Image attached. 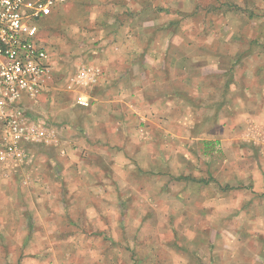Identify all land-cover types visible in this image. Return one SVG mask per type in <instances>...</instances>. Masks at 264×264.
<instances>
[{
	"label": "rangeland",
	"instance_id": "obj_1",
	"mask_svg": "<svg viewBox=\"0 0 264 264\" xmlns=\"http://www.w3.org/2000/svg\"><path fill=\"white\" fill-rule=\"evenodd\" d=\"M39 24L42 30L38 39H42L48 49L53 70L47 89L36 101L39 105L32 102L26 108L31 117L42 120L47 126L66 125L60 130L72 143L69 158L76 163L84 161L83 165L86 164L88 169L85 173L81 171L82 174L70 171L66 174L65 179L69 184L63 191L70 198L65 199L67 202L63 201L61 209L58 208L59 205L57 208L70 213L73 209L80 212L83 203V210L88 205L90 209L92 206L100 207L107 217L111 213L110 222L114 221L113 212L119 210L121 221L115 233L107 228L104 233H81L70 226L75 218H66L59 223L63 231L51 235V240H48V235L46 241V236L35 235L33 232L20 235L25 246L21 251L15 250V256L12 248L5 249L4 235L0 233V264L3 260L7 262L16 258L17 254V264H37L35 254L39 253V246L35 245H52L57 264H162L172 256L163 248L165 245H161V242L166 241L164 235L159 233L153 237L146 230L144 221L140 224L135 221L140 213L145 215V205L151 204L150 207H153L152 203L144 202V184L141 185L143 197L138 194L136 184H129L138 177L149 176L138 168L139 162L130 155V151L135 149L146 155L149 152L147 145H164L168 150L169 160L184 165L193 173V161L188 158L190 155L187 153L190 150L202 163L205 175V165L221 161L223 153L220 150L209 154V150L206 153L202 150L213 143L218 144H215L216 147L219 146L215 137L218 135L222 139L226 138L225 126L228 125L232 128L228 137L231 140L227 139L224 145L234 150L231 157L235 160L231 164L242 161L262 162L260 154L250 149L249 155L241 151V143L237 140L240 129L237 127L242 129V124L239 123L242 117L237 113L239 108L236 107L243 105V99L252 90L253 84H259L257 88L260 90L254 91L255 95L258 94V100L259 94L264 93V0H67L51 17ZM127 34L142 38L138 43H133L134 51L147 49L151 41L154 53L156 49H164L166 56L162 64L170 67L169 80L173 82L171 87H177L176 84L181 82L176 79H183L181 83L187 82L190 87H193L192 83L205 85L198 90L188 88L187 105L177 102L179 96L175 97L171 92L169 99L172 104L157 107V111L151 112L152 114L141 98L137 100V107L128 104L97 105L98 98H114L118 90L129 86L128 78H134L133 70L128 68L130 57L125 53L126 48L124 49L123 39ZM161 35L165 40H160ZM145 60L150 62L148 66L156 64L148 57L141 59V62L146 64ZM137 66L139 70L141 67L139 64ZM248 67H251V74ZM100 68L105 72L103 71L100 82H97ZM123 68L126 70H121ZM159 77L160 80L165 78L164 75ZM137 78L142 84L148 82L150 75L147 73L144 80L141 75ZM184 78L188 80L184 81ZM230 83L236 86L230 92L234 100L233 106L228 107ZM81 94L87 98L86 94L91 96L94 100L92 106L82 109L76 105V97ZM200 96L202 97L198 100L195 98ZM260 102L264 103V96ZM210 109L217 115V120L213 116H201L209 113ZM169 113L170 120L161 123L162 116ZM136 117L139 118L138 121L135 120ZM154 131L159 134H153ZM87 146H105L111 153L101 149V154L97 150H92L93 154H89ZM198 149H201V154L197 152ZM183 150L184 154L178 162L177 156ZM120 152L127 153V167H131L126 172L128 175L121 172V186H114L112 180L107 185L100 186V174L108 180L111 178L113 158ZM171 166L174 169V164ZM130 172L133 173L132 178ZM172 173L179 176L181 172L172 170ZM221 175L219 173L216 177L220 178ZM260 175L263 176L262 173ZM87 179L90 181V194L105 191L99 201L95 199V202L88 203L82 199L83 202L77 203L79 205L76 207L71 199L81 194L83 187L80 184ZM55 188L59 189H53ZM122 188L123 191L120 190ZM160 188V183L151 186V190L156 192L153 199L161 195L157 193ZM214 189L220 196L216 186ZM128 192L131 195L126 196L127 200H117ZM230 197L234 205L241 207L244 198L239 195ZM167 200L171 199L168 197ZM162 201L161 197L154 200L153 208L158 213L155 221L159 231L164 226V219L160 217ZM24 204L32 205L29 202ZM14 209L13 202L0 192V213H9L7 217L10 231L17 226L15 220L11 222ZM97 225L98 223L93 224L95 227ZM6 236L15 237L9 233ZM238 237L236 240L241 242L242 236ZM35 241L41 243L36 244ZM80 245H85L86 249H80ZM175 247V250H171L177 254L174 257L180 256L182 251L178 249L179 245ZM88 249H91V254L87 253ZM84 251L87 252L84 254ZM193 260L191 263L196 262ZM218 260L217 264H225L223 258L219 257ZM169 262L175 264L174 260H168L165 264Z\"/></svg>",
	"mask_w": 264,
	"mask_h": 264
},
{
	"label": "crops",
	"instance_id": "obj_2",
	"mask_svg": "<svg viewBox=\"0 0 264 264\" xmlns=\"http://www.w3.org/2000/svg\"><path fill=\"white\" fill-rule=\"evenodd\" d=\"M148 38L147 42L149 41ZM155 38H153L154 41ZM164 38L162 35L160 36V40H165ZM141 40L140 36L135 37L132 34L124 36L125 53L130 57L128 58L130 60L128 68L130 67L133 70L134 78L129 77V86L118 90L114 98H108V100L106 98H98L97 105L116 106L118 104H128L132 107L133 105L137 107L139 105L137 100L141 98L145 107H147L146 109L150 111L149 113H155L157 107L163 108V106L172 104V100L169 99L171 92L174 93L173 96H179L177 102L187 105L186 98L188 97L186 95L189 94L187 93L188 88L198 90L199 87L205 84L192 83L193 87H190L187 82L181 83L183 79H176V81L181 82L176 84L177 87L175 85L171 87V83L173 82L169 80L171 74L170 67L162 64V60L166 56L164 49H156L154 53V47L150 45L152 44L151 41L147 45V49L134 51L133 43H138ZM157 40L160 41L159 39ZM147 57L154 60L156 64L153 63L152 66H148L150 62L147 63L146 60V64L141 62V59ZM156 57L157 61L155 60ZM137 64L141 67L139 70ZM121 70H126V68ZM248 70L249 74H251V67H248ZM103 71L100 68L97 82L103 77L102 75L105 72ZM147 73L150 75V79L147 80L148 82L139 83L138 75H141L142 80H144ZM162 75L165 78L160 80L159 76ZM185 79L184 81L188 80ZM229 86L230 90L227 94L229 95L228 99L230 98L228 107L233 106L234 100L230 92L236 85L230 83ZM258 86V83L256 85L253 84L252 90L243 99V105L236 107L239 108L237 113L242 117V120L239 121L242 124V129L237 127L240 129L238 130L240 132L237 140L241 143V151L243 150L249 155L250 149L260 154L262 162L250 163L249 161H242L234 165L231 164L235 160L231 157L234 150L224 145V143H227L230 135L229 131L232 129L228 125L225 126L226 138L222 139L218 135L215 137V140L220 143L219 146L216 147L218 144L213 143L206 145L203 148L204 150H202L203 153L209 150V154L217 153L220 150L223 153L221 161L210 162L209 166L205 165V175L202 172V163L190 150L187 153L190 155L188 158L193 161V173H190L189 169L185 168L184 165H178L169 160V153L164 145L160 147H156L157 145L153 144L147 145L149 152H146V155L136 151L134 147V151H130V155L134 156L135 160L139 162L138 168L143 174L150 177H138V180L135 179L134 182L129 184H136L140 197H143L141 185L144 184V195L146 196L144 202L152 203L153 208L155 206L154 200H159L160 197L163 200L161 202L162 215L160 217L164 219V226L160 231L158 223L155 221L158 213L150 207L151 204L145 205V215L140 213L135 220L136 222L139 221V224L144 221L146 230L153 237L159 233L164 235L166 241L161 242V245H165L163 248L172 256L170 259L162 262V264H165L168 260H174L175 264H217L219 257L223 258L225 264H264V103L260 102L264 93L259 94L258 100V94L255 95L254 93L255 90H260L257 88ZM86 95L92 106L94 100L88 94ZM201 97L195 98L198 100ZM36 105L38 106L39 104L37 103ZM77 106L82 108L79 105ZM209 111V113H203L201 116H213L217 120L218 117L214 114L215 112L213 113L211 109ZM170 114H164L161 123L169 121ZM33 119L43 124V127H47L49 129L48 132L53 135V138H50L48 143L27 144L25 148L27 159L21 165L0 163V192L5 195L7 200L13 202L15 209L14 213H11V222L15 220L17 223L14 230H8L10 221L7 216H9V213L6 215L5 213H0V226H2L0 227V233L4 235L3 245L5 249L12 248V254L15 256L14 251H21L24 249L23 246H25V243L22 242L23 237H20V235H25L29 232H33L35 235L46 236L44 238L46 241L51 240V235L58 233V231H63L60 229L59 223L63 222L66 218H75L71 221L70 226L81 233H104L105 228L115 233L121 221V211L119 210L113 212L114 221L110 222L111 213H108L109 216L107 217L106 212L100 210V207L92 206L93 208L91 209L93 211H91L90 205H88L83 210V203L81 204L82 210L80 212L73 209L70 213H67L63 209H58L63 207V201L65 202L66 198H70V195L66 191H63L64 187H67L69 184L67 179H65L66 174L69 171L82 174V172L85 173L88 169L85 166L86 164L83 165L84 161L76 163L70 160V147L72 143L69 138L66 139L65 134L63 135L62 130H60L65 128L66 125L58 127L47 126L42 120L36 117H33ZM227 119L231 121L230 118L227 117ZM135 120L138 121L139 118L136 117ZM167 132L169 133V131ZM152 133L159 134L157 131ZM87 147L89 154H93L92 150H97L96 152L99 154H101V149L106 153L107 150H110L105 146L101 148ZM109 152L111 153V151ZM193 152L195 153V151ZM197 152L201 154V149H198ZM125 154L127 153L120 152L114 156L111 178L108 180L100 174V186H104L110 180H112L114 186H121L122 183L119 181L121 172L123 171L125 175H128L126 172L131 169V167H127L128 163H126ZM183 154L184 150L177 156L178 162H180ZM173 164L174 169L171 166ZM172 170H178L181 173L179 176H175ZM219 173H222L220 178L216 177ZM129 175L132 178L133 173L130 172ZM156 183L161 184L160 191H157L161 195L157 199H153L156 196V192L151 190V186ZM80 186L83 187L81 194L75 195L71 199L72 203H76V207L79 205L77 203L84 200L88 203L95 202V199L99 201L105 191L94 192L96 195L90 194L89 179L82 181ZM215 186L221 193L220 196L222 198L215 192ZM54 187H59V189H53ZM120 190L123 191V188ZM180 193L183 194L181 195ZM130 195L131 193L129 192L125 193L123 197H118L117 200H127L126 196ZM231 195H239V197L244 198L241 202V207L234 205L233 199L230 197ZM168 197L169 200L171 199L170 201L167 200ZM250 201L253 202L251 203ZM27 202L32 203V205L24 204ZM53 203L55 206H53ZM136 212L139 211L137 210ZM106 217L108 220H106ZM94 223H98V225L95 227L93 226ZM28 226L29 228H27ZM8 233L15 235V237L7 238L6 235ZM47 235L48 240L46 239ZM238 236H242L241 242L236 240L239 239ZM35 243L41 242L35 241ZM175 245H179L178 249L182 251L180 256L174 257L177 254L171 251L176 249ZM36 246H39L37 248V252L39 253L35 254L37 255L35 257L37 264H57L52 245ZM79 248L86 249V246L84 245V247L81 246ZM40 249L42 250L41 252ZM85 252L87 251H84V254ZM87 253L91 254V249H88ZM18 259L19 254H17L16 258L13 257L12 260L10 259L7 262L3 260L1 263L17 264ZM191 260L194 262L191 263ZM168 264L171 263L169 262Z\"/></svg>",
	"mask_w": 264,
	"mask_h": 264
},
{
	"label": "built area",
	"instance_id": "obj_3",
	"mask_svg": "<svg viewBox=\"0 0 264 264\" xmlns=\"http://www.w3.org/2000/svg\"><path fill=\"white\" fill-rule=\"evenodd\" d=\"M66 2L0 0V163L21 165L27 159V144L53 138L26 106L45 92L53 70L48 49L38 39L39 23ZM76 104L88 108L91 102L81 94Z\"/></svg>",
	"mask_w": 264,
	"mask_h": 264
}]
</instances>
